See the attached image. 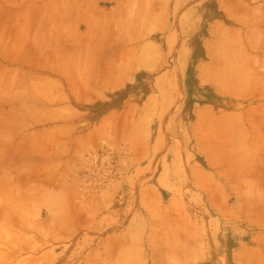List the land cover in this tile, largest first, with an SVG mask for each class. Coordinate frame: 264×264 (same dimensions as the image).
I'll use <instances>...</instances> for the list:
<instances>
[{
  "label": "rangeland",
  "instance_id": "rangeland-1",
  "mask_svg": "<svg viewBox=\"0 0 264 264\" xmlns=\"http://www.w3.org/2000/svg\"><path fill=\"white\" fill-rule=\"evenodd\" d=\"M36 5L54 35L87 27L76 2ZM128 12L120 66L72 51L50 66L0 62V264H264V126H165L187 114L183 77L215 42L249 50L261 93L239 106L264 120V0H135ZM134 51L150 65L133 70Z\"/></svg>",
  "mask_w": 264,
  "mask_h": 264
},
{
  "label": "crops",
  "instance_id": "crops-1",
  "mask_svg": "<svg viewBox=\"0 0 264 264\" xmlns=\"http://www.w3.org/2000/svg\"><path fill=\"white\" fill-rule=\"evenodd\" d=\"M37 1L24 0L22 7L16 8L23 2L22 0H0V19H5L7 23L0 30V62L2 64L50 66L54 51L77 52L82 55L81 60L89 65L95 63H87V61L93 60L98 63L107 59L110 65L117 67L123 60L122 51L127 57L128 4L135 0H63L76 2L88 11L84 15L87 19V27L84 31L78 32L75 41L65 34L54 35L48 32L46 11L37 10ZM39 1L47 2V0ZM6 13L8 14L5 15ZM19 19L27 20V22L25 25H18V22L13 21ZM53 37L59 41H54ZM206 47V50L210 51L206 56L211 59H206L198 70H193V66L189 65V70L183 77L184 83L193 84L191 90L188 88L182 97L181 106L185 100V105L189 107L187 114L183 113L184 109H179L174 114L173 121H169L165 126H226L227 128L231 126L227 130L236 132L239 130L235 128L237 126H264V120L260 117L258 110L254 112L253 107L239 106L241 101L256 98L261 93V77L255 74V65L253 60H250L249 50L242 48L246 51L245 53L240 49L237 50L234 44L220 42L208 44ZM105 52L108 54L106 55ZM132 67L134 70V65ZM14 79L20 81V79ZM0 80H4L2 74H0ZM130 81L126 79L125 84ZM111 83L114 84V82ZM14 93L16 92H13V98ZM108 93L103 91L101 95L91 94L87 98L83 97L81 102L92 104L95 101L107 99ZM196 93L206 96L211 94L215 100L203 98L197 106L194 101ZM154 97L160 100V95ZM175 98L180 97L177 94ZM5 99L6 94L0 93V108L3 107ZM88 99L92 101H87ZM226 104L227 106H222ZM149 106L151 105L146 107L148 112ZM111 115L112 113H108L102 119L100 118L94 126H106ZM183 115L186 117L184 118ZM159 121L164 120L159 118ZM252 130L255 131L254 128Z\"/></svg>",
  "mask_w": 264,
  "mask_h": 264
},
{
  "label": "bare ground",
  "instance_id": "bare-ground-1",
  "mask_svg": "<svg viewBox=\"0 0 264 264\" xmlns=\"http://www.w3.org/2000/svg\"><path fill=\"white\" fill-rule=\"evenodd\" d=\"M152 12H153V10H152ZM148 16H149V14H148ZM150 17H151V16H150ZM142 19H143V21L145 20V18H142ZM158 20H159V19H158ZM156 21H157V20H156ZM159 22H160V21H159ZM145 23H146V22H145ZM140 24H141V21H140ZM147 24H148V23H147ZM147 24H145V26H143V27H146ZM149 24H150V23H149ZM155 24H157V23L155 22ZM141 25H144V24H141ZM151 25H153V23H151ZM151 25H150V26H151ZM147 27H148V26H147ZM151 27H154V26H151ZM153 30H155V29H153ZM153 30H152V31H153ZM156 30H157V29H156ZM145 46H146V44H145ZM146 47H147V46H146ZM150 47H152V46H150ZM140 50H141V49H140ZM145 52H146V51H145ZM149 52H150V50H147V53H145V54H148ZM152 52H154V51H152ZM134 53H135V51H134ZM134 53H133L132 57H130V58L133 60V62H134V66H144L145 64L147 65L148 62H149V60H151V59L147 60L146 57H145V56H146L145 54H143V56L140 54V55H141V56H140V55H137V54H136L137 52H136L135 54H134ZM128 54H130V53H128ZM78 55H79V54H78ZM156 56H157V55H156ZM80 57H81V56H80ZM130 58H129V59H130ZM154 58H155V57H154ZM146 60H147L148 62H147ZM64 61H65V60H64ZM125 61H127V59H126ZM125 61H124V63H125ZM127 62H128V61H127ZM146 62H147V63H146ZM61 63H62V62H61ZM149 63H150V62H149ZM127 64H128V63H127ZM151 64H152V63H151ZM125 65H126V64H125ZM148 65H150V64H148ZM66 67H67V66H66ZM145 67H146V66H145ZM105 68H106V67H105ZM62 70H63V69H62ZM62 70H61V72H62ZM67 70H68V69H67ZM102 70H106V69H102ZM64 71H65V70H64ZM70 72H71V71H70ZM100 72H101V70H100ZM112 72H113V74H114V71H112ZM112 72H111V76H112V78H113ZM71 73H72V72H71ZM115 73H116V72H115ZM118 73H120V72H117V74H118ZM72 74H73V73H72ZM92 74H94V73H92ZM99 74L102 75L101 73H99ZM117 74H116V77L120 75V74H118V75H117ZM206 75H207V74H206ZM206 75H205V76H206ZM226 75H227V74H226ZM72 76H73V75H72ZM92 76H93V75H92ZM108 76L110 77V74H109ZM207 76H209V75H207ZM207 76H206V77H207ZM98 77H99V76H98ZM98 77H97V80H98ZM92 78H93V77H92ZM101 78H102V77H101ZM103 78H104V77H103ZM94 79H95V78H94ZM101 81H102V80H101ZM97 82H98V81H97ZM104 84H105V82H104ZM110 84L113 85V87H115V85H116V86L119 85V84H112V83H110ZM88 85H89V84H88ZM108 85H109V83H108ZM85 86H86V85H85ZM109 86H110V85H109ZM113 87H111V88L114 89ZM231 88H232V87H231ZM231 88H230V90H231ZM232 90H234V89H232ZM49 148H50V147H49ZM19 189H20V188H19ZM19 189H18V190H19ZM18 193H19V192H18ZM17 195H18V194H17ZM0 211H1V210H0ZM2 214H3V213H2ZM0 215H1V213H0ZM8 215H9V214H8ZM8 215H7V216H8ZM10 216H11V215H10ZM8 217H9V216H8ZM9 218H10V217H9ZM20 219H22V217H21ZM7 220H9V219H7ZM162 220H163V219H162ZM0 223H1V222H0ZM6 223H7V222H6ZM11 223H12V222H11ZM8 224H9V223H8ZM6 225H7V224H6ZM10 225H12V224H10ZM7 226H8V225H7ZM10 228H11V226H10ZM18 230H19V229H18ZM1 231L3 232V229H1ZM7 232H8V231H7ZM3 233H4V232H3ZM11 233H12V232H11ZM165 235H166V234H165ZM18 236H19V235H18ZM166 237H167V236H166ZM8 251H9V250H8ZM0 258H1V257H0ZM1 260H2V259H1ZM3 261H4V259H3ZM5 262H6V261H5ZM5 262H4V263H5ZM2 264H3V263H2Z\"/></svg>",
  "mask_w": 264,
  "mask_h": 264
}]
</instances>
